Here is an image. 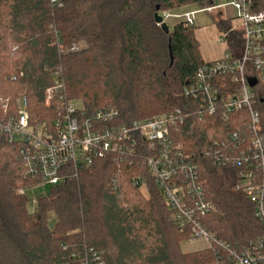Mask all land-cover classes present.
Here are the masks:
<instances>
[{
    "label": "trees",
    "instance_id": "trees-1",
    "mask_svg": "<svg viewBox=\"0 0 264 264\" xmlns=\"http://www.w3.org/2000/svg\"><path fill=\"white\" fill-rule=\"evenodd\" d=\"M214 0H64L56 8L48 0H0V97L26 95L32 124H51L57 103L46 105L43 92L62 68L68 99H80L88 112L114 107L120 122L194 107L182 90L204 66L194 25L178 22L165 34L155 13L188 4L212 7ZM159 7V9H158ZM264 11V0H254ZM233 57L242 54V29L216 16ZM85 41L79 53L65 51ZM171 48V49H170ZM64 49V50H63ZM172 52V56L170 54ZM13 76L16 78L13 79ZM264 132V86L257 88ZM234 123L190 118L180 138L196 153L209 199L216 210L209 228L231 244L262 235L254 205L236 188L238 170L216 167L200 155L214 138ZM141 176L145 195L133 184ZM112 183L117 186L114 190ZM38 184L25 177L19 147L0 135V264H67L75 251H102L107 264H210L214 251L183 252L190 238L180 230L148 170L113 158L96 161L76 176L31 199L19 190ZM54 214V227H49Z\"/></svg>",
    "mask_w": 264,
    "mask_h": 264
},
{
    "label": "built area",
    "instance_id": "built-area-1",
    "mask_svg": "<svg viewBox=\"0 0 264 264\" xmlns=\"http://www.w3.org/2000/svg\"><path fill=\"white\" fill-rule=\"evenodd\" d=\"M48 1L56 8L64 4V0ZM228 5L234 8L243 30V51L237 58L225 52L218 59L205 61L196 77L186 82L182 94L194 107L121 123L117 108L88 112L84 105L68 99L62 68L53 72L52 84L43 92L46 105L57 103L51 124L31 123L26 95L15 100L0 97V135L19 147L25 177L38 180L35 186H56L101 159L144 166L175 225L188 230L190 242H202L201 250L214 251L215 260L210 264H264V233L243 244H231L209 228L208 219L216 206L207 195L196 153L180 139L190 118L202 125L217 118L235 124L212 139L200 155L216 167L238 170L236 188L254 205V217L264 229V132L257 105V88L264 86V11H254V0H231ZM194 14L187 12L179 18L194 25ZM79 50L80 44L75 42L66 51ZM133 184L143 187L141 176L135 177ZM67 264L107 261L102 251L91 247L73 252Z\"/></svg>",
    "mask_w": 264,
    "mask_h": 264
},
{
    "label": "crops",
    "instance_id": "crops-1",
    "mask_svg": "<svg viewBox=\"0 0 264 264\" xmlns=\"http://www.w3.org/2000/svg\"><path fill=\"white\" fill-rule=\"evenodd\" d=\"M208 8L209 7L201 8L197 4H188L180 8L170 10L172 12H169L167 17V19L170 20V23L175 24L178 22L180 15H183L187 12L195 13L194 36L199 47L200 55L204 61L218 59L225 53L227 49V43L224 39L225 34L220 32L217 24L215 23L216 16H220L223 19H231L232 27H235L233 24L234 21L239 22L236 18V12L231 5L227 6L226 15L221 12L216 13L214 11L215 8ZM218 34L221 35V40H223V43H221Z\"/></svg>",
    "mask_w": 264,
    "mask_h": 264
},
{
    "label": "rangeland",
    "instance_id": "rangeland-1",
    "mask_svg": "<svg viewBox=\"0 0 264 264\" xmlns=\"http://www.w3.org/2000/svg\"><path fill=\"white\" fill-rule=\"evenodd\" d=\"M231 0H214V2L212 3V6H220L219 8H215L214 11L216 13H223L224 15H226V12H227V6H228V3L230 2ZM169 12H172L170 10H167V11H163V12H160L161 15L164 16L165 20L168 22V24L170 25V28L173 27L174 24L170 23V20L167 19L168 17V14ZM207 13V12H206ZM208 15V14H207ZM180 21V18L178 19V22ZM177 22V23H178ZM235 22V23H234ZM233 24L236 26L237 29H240L239 28V23L234 21ZM176 24V23H175ZM218 37L220 38V41L221 43H223V40H221V35L218 34ZM80 44V50L75 52V53H79L81 51H83L84 49H86L88 47V44L85 42V41H80V42H77ZM64 50V49H63ZM67 50V48L65 49V51ZM67 52V51H66ZM20 96V95H19ZM19 96H17L15 99H17ZM74 101L78 104V105H84V103L82 102V100L80 99H74ZM34 187V186H32ZM32 187H28L25 189L26 191V194L28 195V197L31 199L30 201V204H29V210L32 212V211H35L36 210V203H35V200L39 197H42V196H45V195H48L51 193L52 189L54 188V186L50 185V184H40L38 186H35L33 189ZM141 190L142 192L146 194V189L145 187H141ZM20 191V190H19ZM217 212V210H216ZM54 224H55V216L54 214H51L50 215V219H49V227L52 228L54 227ZM190 239H188L187 241H184L181 243V248H182V251L187 253V252H191V251H197V250H201L203 247H204V244L202 242H199V241H196V242H190L189 241Z\"/></svg>",
    "mask_w": 264,
    "mask_h": 264
},
{
    "label": "water",
    "instance_id": "water-1",
    "mask_svg": "<svg viewBox=\"0 0 264 264\" xmlns=\"http://www.w3.org/2000/svg\"><path fill=\"white\" fill-rule=\"evenodd\" d=\"M158 9H159V7H158ZM155 22L159 26H161V28H162V30L164 31L165 34H169L170 33V25L165 20L164 16L160 14L159 11L155 13ZM170 54L172 56V52H170ZM252 85H255V81H252Z\"/></svg>",
    "mask_w": 264,
    "mask_h": 264
}]
</instances>
